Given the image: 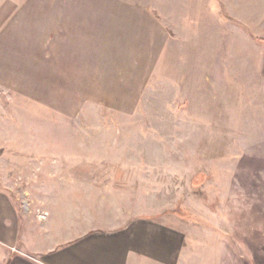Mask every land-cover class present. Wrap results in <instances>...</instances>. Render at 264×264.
Returning a JSON list of instances; mask_svg holds the SVG:
<instances>
[{"label": "rangeland", "instance_id": "rangeland-1", "mask_svg": "<svg viewBox=\"0 0 264 264\" xmlns=\"http://www.w3.org/2000/svg\"><path fill=\"white\" fill-rule=\"evenodd\" d=\"M140 2L164 28L161 49L118 111L0 89L1 183L37 222L34 241L45 225L100 226L116 204L114 189L100 194L118 184L104 178L122 169L137 174L123 182L140 190L134 205L183 220L198 262L264 264V0Z\"/></svg>", "mask_w": 264, "mask_h": 264}, {"label": "crops", "instance_id": "crops-1", "mask_svg": "<svg viewBox=\"0 0 264 264\" xmlns=\"http://www.w3.org/2000/svg\"><path fill=\"white\" fill-rule=\"evenodd\" d=\"M163 29L140 0H5L0 7V89L39 101L47 96L56 108L58 101L69 103L81 95L118 111L137 96L133 88L124 92L125 86L143 83L135 79L140 74L147 79L138 70L155 68L161 49L156 34ZM128 175L119 169L104 178L118 184L100 194L108 198L107 192L115 190L116 199L103 205L109 214L101 213L100 226L67 223L54 232L45 225V235L33 241L29 235L37 222L21 214L0 173V264H202L187 251L186 225L168 213L173 208L155 212L152 204L141 209L133 204L140 190L124 189L127 180L136 186L137 174Z\"/></svg>", "mask_w": 264, "mask_h": 264}]
</instances>
